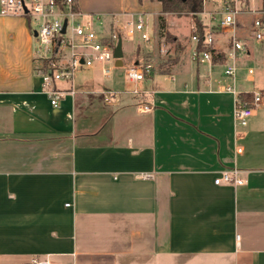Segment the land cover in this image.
I'll return each mask as SVG.
<instances>
[{
    "label": "crops",
    "instance_id": "1",
    "mask_svg": "<svg viewBox=\"0 0 264 264\" xmlns=\"http://www.w3.org/2000/svg\"><path fill=\"white\" fill-rule=\"evenodd\" d=\"M213 1L205 0L206 31L217 24L207 13L223 6ZM76 8L105 34L136 15L154 17L157 44L160 1L77 0ZM254 20L238 18L246 52L235 79L225 75L232 31L218 29L212 64H197L194 23L189 61L153 70L135 88L144 94L129 92L135 110L105 104L113 99L104 100L108 87L97 77L111 71L102 63L78 71L73 84L58 82L66 94L57 107L33 57L25 77L1 75L0 264H264V61L257 76L251 65L264 41L253 36ZM154 46L140 48L131 68L149 62ZM232 86L261 93L246 126L233 119L236 96L224 92ZM234 167L243 185L215 184Z\"/></svg>",
    "mask_w": 264,
    "mask_h": 264
},
{
    "label": "built area",
    "instance_id": "2",
    "mask_svg": "<svg viewBox=\"0 0 264 264\" xmlns=\"http://www.w3.org/2000/svg\"><path fill=\"white\" fill-rule=\"evenodd\" d=\"M255 3L260 6L256 7ZM253 4V7H252ZM77 0H0V18H31L40 19L39 27L34 31L39 42V47L34 51L33 59L38 63L37 74L42 78L43 91L51 99L55 107L59 105L61 98L66 94L57 89V83L67 81L74 82L75 75L83 68H91L104 62H116L114 51L123 33L128 39L136 37L150 42L151 34L147 31V24L143 14L136 15L126 23L123 28L115 27L108 34L100 33L94 27L92 21L80 22L83 14L77 10ZM211 20L217 21L215 26L205 31L203 38V50L199 49L200 36L196 26L192 28V40L195 48L191 53V59L197 64H212V48L216 43V32L231 30V51L227 54L228 63L225 75L233 79L238 72V58L240 53L246 52V46L240 40L237 33L238 18L241 15L255 16L253 23V36L257 41H264V0H224L222 8L215 13H207ZM67 21L66 30H64ZM154 70V65L149 62L138 64L128 70L127 75L132 82H141L149 77ZM107 69L105 73H109ZM250 69L249 73L253 74ZM73 92V91H72ZM224 92L236 96V104L233 111L235 123L246 126L254 115V111L261 107V93L253 95L251 104L243 102L239 93L232 87H226ZM133 95L140 96L144 92L135 89ZM150 105L141 104V112H149ZM240 151V149H238ZM237 167L225 169L215 179V184L243 185ZM31 264H55L49 260H32Z\"/></svg>",
    "mask_w": 264,
    "mask_h": 264
},
{
    "label": "rangeland",
    "instance_id": "3",
    "mask_svg": "<svg viewBox=\"0 0 264 264\" xmlns=\"http://www.w3.org/2000/svg\"><path fill=\"white\" fill-rule=\"evenodd\" d=\"M217 1L220 4L223 3V0ZM207 3L209 4V0H207ZM213 3H216L215 0ZM205 11L204 4V11L199 16L204 22L205 18L203 14ZM142 17L147 24V31L149 33L152 32L153 24L155 23L154 17H147V15L144 14ZM165 18L168 24L167 29L171 33L173 39L166 40L158 37L157 44L154 46L153 42L148 43L139 37L128 39L123 33L124 57L122 60H124V65L117 67L114 61L100 64L102 67L108 68L111 71L109 77L99 72L97 79L100 81L99 83L108 87V89H105L107 91L104 92V100L105 98H112L113 100L112 103L104 102L106 105L108 104L113 111L119 110L120 106L125 103H130V107L134 108V110L137 107V100L135 101L133 98L134 96L129 92L133 91L135 88L140 89L144 87V81L140 83L130 81L127 72L137 60H142L141 55L138 53L140 48L146 50L154 46L152 53H147L145 57V60L154 65V72H164L165 69H168V67L172 65H178L184 61H189V53L186 52V49L190 41L191 26L194 24V17L191 15L166 14ZM79 20L82 23H87L91 21V18L88 15H83ZM173 22L174 27L172 26ZM93 23L98 32L106 33L103 26L99 27L98 21L94 20ZM39 25L40 19L35 17L16 18V20L0 18V76L5 74L12 78H21L25 77L24 68H32V64H34L32 57L34 51L39 47V42L35 37L34 31ZM158 27L157 20L156 30ZM163 43L169 47L168 52L164 54L159 52V48ZM256 60L252 62L251 65L254 67L255 75L257 76L260 71L259 68L263 65L261 62L264 61V55ZM82 75H84V72L77 75L75 88L79 85V79ZM112 93H116L117 95H113Z\"/></svg>",
    "mask_w": 264,
    "mask_h": 264
},
{
    "label": "trees",
    "instance_id": "4",
    "mask_svg": "<svg viewBox=\"0 0 264 264\" xmlns=\"http://www.w3.org/2000/svg\"><path fill=\"white\" fill-rule=\"evenodd\" d=\"M140 3L143 0H138ZM162 3V14L158 18V29L156 30V38H165L166 40L173 39L171 33L168 31V24L166 22V14L177 15H191L194 17V23L197 27L200 36L199 49L203 50V38L205 34V25L199 17L204 11L205 0H158ZM159 30V31H158ZM165 73L168 71H164ZM240 99L246 104H251L253 101L252 94H240Z\"/></svg>",
    "mask_w": 264,
    "mask_h": 264
},
{
    "label": "water",
    "instance_id": "5",
    "mask_svg": "<svg viewBox=\"0 0 264 264\" xmlns=\"http://www.w3.org/2000/svg\"><path fill=\"white\" fill-rule=\"evenodd\" d=\"M186 1V0H183ZM66 25H67V21H65V25H64V30L63 32H65L66 30ZM35 36L37 35L36 32H34ZM124 56V52H123V40L120 39L116 45L115 51H114V57L116 58V66L117 67H121L123 65L122 63V59Z\"/></svg>",
    "mask_w": 264,
    "mask_h": 264
}]
</instances>
